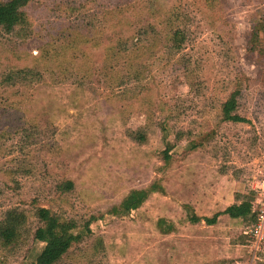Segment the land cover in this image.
<instances>
[{"label":"rangeland","instance_id":"374dc122","mask_svg":"<svg viewBox=\"0 0 264 264\" xmlns=\"http://www.w3.org/2000/svg\"><path fill=\"white\" fill-rule=\"evenodd\" d=\"M25 11L26 25L0 28V223L26 216L14 242L0 236V264H35L39 208L83 236L57 264H264L241 219L192 224L183 208L212 217L264 198V0H32ZM133 33L157 45L131 71L119 47ZM238 90L247 121L225 122ZM159 178L165 194L109 213ZM161 219L177 230L163 234Z\"/></svg>","mask_w":264,"mask_h":264},{"label":"trees","instance_id":"16d2710c","mask_svg":"<svg viewBox=\"0 0 264 264\" xmlns=\"http://www.w3.org/2000/svg\"><path fill=\"white\" fill-rule=\"evenodd\" d=\"M32 0H0V28L6 32H12L16 27H22L27 24L28 18L26 14V8ZM174 48L179 49L184 43V36L181 30L176 31L174 34ZM129 40H134V45L130 48H126V44L121 48L123 55L129 60L128 67L132 71L136 66L134 62L138 61L140 56L144 55V50H151L153 46L157 45V42H153L150 46H141V39L133 33L128 36ZM141 49V54H134L135 51ZM120 59L118 58L117 61ZM135 70V69H134ZM141 73L137 71V77ZM239 90L235 91L230 98L224 103L222 108V120L225 122L243 123L247 120L241 117L237 113ZM133 138L140 142L145 143L147 137L145 134L135 133ZM167 148L163 152L164 166L162 169L166 170L172 164L171 156ZM74 184L72 181H67L63 184L62 189L65 191L72 190ZM161 193L165 194L166 190L163 186L162 179H156L147 188L134 189L124 197L122 202L113 207L110 210V214L113 216H126L132 211L140 209L144 203L149 199L152 194ZM255 192L243 196L240 203H235L227 207L223 211L216 212L212 217L198 216L194 209L190 205H184L183 208L188 212L189 222L197 224L205 222L206 225H214L217 223L219 216L228 215L232 219H241L246 225H250L254 222L255 211L254 203ZM37 217L43 223L42 227H39L35 233V239L44 244V248L38 254L35 264H57L71 249L74 243L79 242L82 239V234H75L73 231L76 228L75 222L63 221L52 210L47 208H39L37 210ZM26 216L23 212L17 210H10L6 213L5 219L0 223V236L6 243H12L19 236V229L25 224ZM158 228L163 234L174 233L177 228L173 223H167L161 219L158 222ZM88 232L90 231L89 224L86 225Z\"/></svg>","mask_w":264,"mask_h":264},{"label":"built area","instance_id":"2783aa9c","mask_svg":"<svg viewBox=\"0 0 264 264\" xmlns=\"http://www.w3.org/2000/svg\"><path fill=\"white\" fill-rule=\"evenodd\" d=\"M260 198L264 194V173L261 176L257 189ZM259 207L254 211L256 213L254 222L247 227V235L249 236L248 247L253 260H261L264 255V198L260 199Z\"/></svg>","mask_w":264,"mask_h":264},{"label":"crops","instance_id":"0c3cea01","mask_svg":"<svg viewBox=\"0 0 264 264\" xmlns=\"http://www.w3.org/2000/svg\"><path fill=\"white\" fill-rule=\"evenodd\" d=\"M223 210H225V209H223ZM222 210V211H223ZM202 217V216H201ZM203 217H209V216H203ZM225 217H227V218H230L228 215H221V216H219V218H218V221L220 220V219H222V218H225ZM230 219H232V218H230ZM217 221V222H218ZM217 224V223H216ZM216 224H214V225H216ZM177 228V227H176Z\"/></svg>","mask_w":264,"mask_h":264}]
</instances>
